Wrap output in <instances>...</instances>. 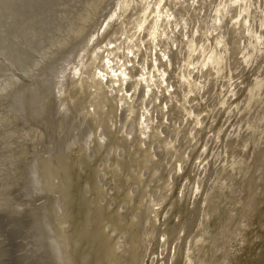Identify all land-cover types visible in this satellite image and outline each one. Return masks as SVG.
Wrapping results in <instances>:
<instances>
[{
    "label": "bare ground",
    "instance_id": "bare-ground-1",
    "mask_svg": "<svg viewBox=\"0 0 264 264\" xmlns=\"http://www.w3.org/2000/svg\"><path fill=\"white\" fill-rule=\"evenodd\" d=\"M48 1L51 0L43 1V6L49 4ZM143 1H114V5L101 18L103 25L100 24L94 32L88 31L87 36H84L86 38H79L78 48L68 56L62 59L61 54L55 65L57 70L54 68L55 77L51 75L47 79L45 89L26 95L22 105L24 109L26 106L31 108L36 102L45 108L56 104L59 125L64 127V123H72L76 125L72 126L74 131H77L76 136L67 142L69 149L64 150L72 157L74 153L78 156H74L72 161L70 156L67 161H63L61 172L52 169L51 165L54 161L61 164L65 160L67 156L64 155L63 159L59 157L63 152L58 155L62 160L51 157L44 164L41 162L52 169L50 175L56 172L64 178L57 180L55 174L53 177L57 184L62 181V186L52 188L48 182L45 186V189L52 188L58 193V198L50 202L52 207L56 204L57 210H54L53 215L51 208L45 212L50 226L46 227L42 220L27 232L32 237L35 231L43 233L44 249L39 252L37 249L35 254L47 264H243L245 260L264 264V85H258L264 81V77L261 75L250 86L245 85L251 73L263 64L261 61L252 62L254 53H261L260 58L264 54V28L261 36L255 35L256 28L264 24L263 17L259 19L260 24L257 22L247 26L245 20H238L235 16L237 22L228 25L229 34L235 39L230 42L231 46L227 44L225 48H228V54L232 55L239 67H233L232 60L222 71L213 68L214 74L204 73L215 55L223 52L221 47L227 43L221 42L220 45L219 35L214 36L215 50L212 53L202 50L196 68L199 76L187 86L188 91H194L191 94L193 96H189V103L180 102L183 97L179 87L175 91L166 87L164 95L171 92L172 100L163 99L160 106L162 97L156 98L153 93H148V89H142L141 95L134 97L133 91L123 92L122 85L116 80L106 78L107 74H117L112 69L113 60L108 56L114 51L106 50L112 49L114 43L106 45L109 39L106 44L100 43L108 36L114 40L122 39L124 31L131 28L140 13H143V8L147 7L146 2L142 7L139 6ZM248 3L251 4L250 1ZM114 8L116 13L121 12L114 20L121 22L122 27L115 35L111 34L112 22H109L114 17L111 15L113 11L110 13ZM195 10L199 11L200 8ZM94 13L98 14L97 10ZM22 15L17 16L18 21L26 19ZM216 17L220 18L218 10L210 20L215 23L218 21ZM27 19L31 20L29 17ZM32 22H26L27 30ZM37 23L42 22L38 20L34 24ZM42 26L46 27V24ZM49 29H46L47 34ZM165 29L168 32V27ZM40 33L37 31L36 35ZM151 34H157V30L153 29ZM177 36L181 38L183 35L178 32ZM95 38V41L99 38V42H94ZM245 39L250 42V48L241 45V40ZM13 42H8L9 48ZM3 45L6 53L8 45ZM208 45L212 46L211 43ZM15 46L14 53L15 49L18 51ZM158 49L162 50L163 47ZM18 52L15 53L18 57L23 55ZM62 53L68 54L66 50ZM82 56L85 60L81 65L75 63ZM93 56L95 63L86 65ZM74 59L75 62H72ZM52 61H56V56ZM169 61L170 57L166 54L160 59L159 65L166 67ZM70 62L79 67L71 69ZM171 62L175 69L177 61L172 58ZM241 67H245L240 77L242 86L239 93L235 94L232 80L235 83L236 72ZM126 72L127 69L124 70ZM81 73H85L84 79L80 78ZM131 82L138 87L140 79L134 77ZM55 87L58 89L55 90ZM145 99H151L154 104L151 106V102L146 101L142 105ZM125 101L128 102L126 106L121 104ZM178 103L181 108L177 107ZM216 109L218 112L214 116ZM232 110L237 122H225ZM45 113L35 120L51 119L50 113ZM100 114L106 115L110 121H103V117L98 116ZM151 114L155 117L145 118ZM31 121L29 118L26 122ZM232 128L233 133L229 134ZM178 134L182 139L178 138ZM77 148L78 151L73 152ZM51 150L49 154H55ZM25 155L14 168L22 169L30 156ZM38 162L37 165L32 164L28 172L32 173L37 168L41 172V163L38 166ZM20 172L18 177L16 174L17 179H21V176L25 179V174ZM41 173L44 176L43 171ZM53 177L49 179L53 180ZM4 178L7 180L8 177ZM59 179L63 180L59 182ZM34 181L31 180L25 186H21L20 181L13 183H20L18 187L23 188L22 192L27 196L35 192L36 182L40 185L38 180ZM180 185L182 189H179ZM11 189L14 190L13 187ZM31 228L35 231L32 232ZM44 228L47 233H44ZM40 262L45 263L42 260Z\"/></svg>",
    "mask_w": 264,
    "mask_h": 264
},
{
    "label": "rangeland",
    "instance_id": "rangeland-1",
    "mask_svg": "<svg viewBox=\"0 0 264 264\" xmlns=\"http://www.w3.org/2000/svg\"><path fill=\"white\" fill-rule=\"evenodd\" d=\"M43 1L47 2V0ZM43 1H0V7L2 5L4 6L0 8V20L5 18L3 20L6 21L4 22L2 20V22H0V264H47L42 258H39L35 254L37 249L38 252L44 249L42 240L43 233L41 231L37 232L34 230V228H31L32 232H36L32 237V235L27 234V232L29 231L30 227H33L42 220H44L46 227L50 226V221L45 216V212L47 210L50 211L49 208H51V211H53L51 215H53L54 210H57L56 204H54L53 207L50 205L52 200L58 198L57 191L55 189L53 190L52 188H58V186H62L61 180L63 179H59V182L61 181L60 183L58 182L59 185L56 181L58 178L64 177H60L61 174L58 175L56 172H54L53 175H50L49 173L52 174L51 170L54 168L56 170H60L61 172V168L64 166L62 162L67 161V159H69L68 157L70 156V154L68 155L65 151L69 149L67 147V142L77 134V131H74V127H76V125L67 122L64 123V127L63 125H59V122L57 121L58 116L55 112L56 104H52V106L45 108L39 106V103L36 102L31 108L26 106L24 109L22 105L26 101V95H31L41 91L46 83H48L46 82L47 79L51 75L52 77H55V73L53 72L56 69V62H59V59L61 58V54L63 56L62 59L68 56L74 49L78 48L77 44L79 43V38L81 40L82 38H86L84 36H87L86 34H88V31L89 33H91V31L94 32L95 29L97 30L99 28L100 24L103 25V20L101 19L102 16L104 14L106 15L109 8L114 5H112V3L116 0H102V2H100L101 0H58V2H56V0L48 1L52 3V6L50 3H45L46 5L43 6ZM93 1L96 3L94 2L93 4ZM249 1L251 4L248 3ZM2 2H8L9 5L8 3L3 4ZM145 2L147 3V7L143 8V13H140L139 17L132 24L131 28H126L127 31H124L122 39L118 38L114 40L110 39V36H108L107 38L100 40V43L106 44L108 39L109 41L106 45L110 44L111 46L113 45L112 42L114 43V47L112 49L109 48L106 50L114 51V53L108 54V56L111 58V60H113L112 69H114L115 72L117 71V74H107L106 78L112 77L114 80H116L117 83L122 85L123 92L131 93L133 91L134 97H138V94L140 96L142 89H148V93H153L156 98L162 97V100L159 102L160 106L163 99L167 101L172 100L171 92H168L164 95V89L166 87L171 88V91H175V89L179 87L178 89L182 90L183 97V101L180 102L184 104L187 101V103H189V96L194 93V91H188L187 86L191 80H193V78H197L199 76L197 75L196 68L198 66L199 56L202 53V50H207L209 53H212L215 50L213 43L214 36L219 35L220 45L221 42L227 41V43L221 47L223 52H219L215 55L213 59L214 61L209 68L205 69L204 73L214 74L212 71L213 68L222 71L224 70L225 65L233 60L232 55L228 54V48L225 47L227 44H230L231 46L230 42H233L235 39L234 36L229 34L228 30L229 23L234 24L237 22L234 20L235 16L238 17V20H245L247 26H249V24L255 25L257 22L260 24L262 17L264 23V0H226L225 3L224 0H144L139 4V6L142 7ZM98 4L100 6L97 7L98 9H96V5ZM246 4L248 5L246 6ZM47 5L50 8L52 7V9L49 10V7L46 8ZM91 5L93 8H95V10H92L93 8H91ZM196 8H200V10L196 11ZM3 9L4 11H2ZM8 9L10 11L13 9L16 14L14 11L9 12ZM90 9L92 11H90ZM96 10L98 14L94 13ZM217 10L219 11V17L221 20L220 18L216 17L218 21L213 23L210 18L213 17ZM19 13L20 15L23 14L22 17L25 16L26 19L23 17L24 20L18 21L19 18H17V16ZM110 13L111 15H114V17L109 19V22H112L111 34L115 35L119 29L122 28L121 22L114 20L115 17L121 12L118 11L116 13L114 8L113 10L111 9ZM93 14L96 15L94 16ZM10 15H13V17ZM20 15L18 17H20ZM123 15L128 17L125 12H123ZM14 16H16V18ZM28 17L31 19L30 21L27 19ZM38 20L44 25L46 24L47 28L42 26V23H39L40 25L38 23L34 24ZM88 20L90 22L93 20V22H91L92 24L89 22V26L87 25ZM26 22H32L31 27L28 26V30L30 31L29 33L26 29ZM6 24L7 27L10 26V28L8 27L9 29L6 27ZM48 26L52 29H49ZM166 27H168V32L165 29ZM263 28L264 24L257 27L255 35L261 36ZM21 29L26 30L27 32H24ZM37 29H39L41 33ZM46 29H49L51 33L48 31L47 34ZM153 29L157 30V34H151ZM37 31L40 34L36 35ZM11 32L13 33V36L10 35ZM178 32L182 33L183 36L181 38H178ZM43 34L44 36L47 34L45 38H43ZM35 35H40V37L38 36L39 39H41L43 36L41 39L42 42L37 38L39 41L38 43ZM9 36H11V40L9 39ZM95 40L96 38L94 39V42H99V38L97 41ZM5 41H7V43H5ZM8 42H13L11 43L13 46H10L11 49L9 48L10 43ZM26 42L29 44H26ZM36 42L40 45H36ZM208 43H211L212 46L209 47ZM240 43L246 48H248L250 44V42L246 41V39L241 40ZM3 44L8 45L6 53L5 50H3ZM14 45H16L15 47L18 48L20 54L23 53V55L18 57L15 54L18 52L15 48L14 53ZM161 46L163 49H158ZM199 48L201 49L200 51ZM165 49L166 51L162 52ZM10 50H12L11 53H9ZM64 50H66L68 54L64 55L62 53ZM19 52L17 54H19ZM258 53L259 52L253 54L252 62L254 63V61H261L263 64L256 71L251 73L248 83L245 84L246 86H250L254 79L260 77L261 75L264 77V54H262V58H260L261 53ZM166 54L168 57H170V61L166 67L160 66L159 61ZM244 54L245 52L243 53L242 57H244ZM11 55L14 57L12 58ZM55 56L56 61H52V58ZM172 58L177 61V66L175 69L173 63L171 62ZM17 59L19 60L17 61ZM75 60L76 59L72 60V62H75ZM83 60L85 59L82 56L81 59L79 58L76 60L78 62L75 63L81 65ZM247 60L249 64V57ZM19 62L21 63L19 64ZM72 62H70L71 69H77L79 66ZM94 63L95 58L93 56L88 60L86 65H93ZM75 66L78 67L76 68ZM232 66L239 67L236 61L232 62ZM126 69L127 72L124 73V70ZM244 69L245 67H241L236 72L237 77H235V83H233L232 80V84H235V94L239 93V89L242 86L240 77L243 74ZM83 74L85 73H81L80 75L81 79H84L85 75ZM134 77L140 79L138 87L133 86V82H131ZM73 85L75 87V84ZM258 85H264V81L258 83ZM132 88L137 90L134 91ZM56 89H58V87H55V90ZM167 95H169V97ZM20 98L22 99L20 100ZM146 101H150L151 106L154 104L151 99H145L142 102V105ZM121 104L126 106L128 102L125 101ZM241 106L242 104L237 109L239 110ZM177 107L181 108V104L178 103ZM156 110L159 111V108H156ZM45 112L50 113L52 120L48 119L47 121V119H45V121L44 118H42L43 120H35L36 117L46 114ZM217 112L218 109L214 111L213 115L215 116ZM233 115L234 111L232 110L226 116L225 122L232 120L233 123H236L237 119L233 117ZM98 116H102L104 119L103 121H108L110 119L108 117L106 118V115L104 116V114H100ZM150 116L152 118L155 117L153 114H151L145 118H149ZM29 118L32 119V124L31 122H26ZM164 119L165 118L162 119V122ZM77 121L78 119L75 121V123ZM21 122H24L25 124L23 125ZM105 124L107 123L105 122ZM36 129L38 131H36ZM233 130L234 129L232 128L229 131V134H232ZM178 138L182 139L180 135ZM190 148L191 146H189V150ZM49 150L52 152L54 150L55 154H49ZM75 151H78V148L75 150L73 149V152ZM61 152H63L61 154L62 156L59 154ZM25 154L30 156H28V159H26L25 164L22 165V169L20 168L18 171L16 168H14V166L19 161H22L20 159L26 156ZM58 155H60L59 157L61 158H64V155L67 157L65 160H62L63 158H59ZM74 156L77 157V153H74L73 157L70 156L71 161L73 158H75ZM51 157H55L57 160L61 159V164H58L54 161V164L51 165L52 169L50 167L43 166L44 162ZM41 158L45 160L43 161ZM38 160L40 162H38ZM36 162H38V166H40L41 162L43 163H41V166H43L44 169L41 166L40 169L41 172L43 171L44 176L40 175L42 173L40 170H37L39 168H37L32 173L28 172V169L31 168L32 164L37 165ZM59 165L61 166L59 167ZM18 172H20V174H25L26 178L24 179V176H21V179H17L19 174ZM71 174L72 173L67 174V176ZM54 175L57 177V180L53 177ZM4 176L8 177L6 178L7 180H5ZM36 177L40 178V180ZM50 177H53L51 178L53 180H50ZM8 180L9 182H5ZM31 180H35L34 182L38 180L40 187L36 182L34 185V188H36L34 192L35 194L28 193L30 198L27 197V194H25L27 196H24L25 192H22L23 188L18 187L20 183H13L20 181L22 183L21 186H25ZM42 180L44 183L41 182ZM2 182L5 183L3 184ZM47 182L53 187L50 189H45ZM7 184H9V186ZM12 187L14 192L12 189L10 190ZM164 188L163 191L166 190V188ZM182 188L183 186L180 185L179 189ZM7 190H10L11 192H8ZM18 192H20L19 194L22 192L21 196L18 195ZM30 194L32 195L30 196ZM150 195L154 197V195ZM156 195L157 193H155V196ZM263 207L264 206H262V208ZM44 233H47L46 228H44ZM33 251L34 253H31ZM26 255H28V257ZM41 260L45 263L40 262ZM254 263H260V261L253 262L245 260L243 262V264Z\"/></svg>",
    "mask_w": 264,
    "mask_h": 264
}]
</instances>
